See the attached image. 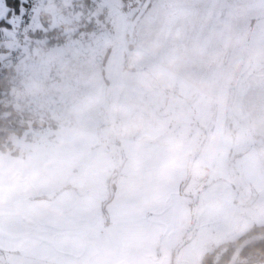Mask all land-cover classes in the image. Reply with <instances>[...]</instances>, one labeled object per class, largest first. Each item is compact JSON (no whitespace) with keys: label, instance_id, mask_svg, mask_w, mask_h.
<instances>
[{"label":"rangeland","instance_id":"rangeland-1","mask_svg":"<svg viewBox=\"0 0 264 264\" xmlns=\"http://www.w3.org/2000/svg\"><path fill=\"white\" fill-rule=\"evenodd\" d=\"M104 1L94 28L48 44L51 36L34 34L47 31L42 13L54 29L51 7L26 3L9 17L0 0V66L15 67V106L30 114L28 130L0 151V184L44 205L46 193L64 185L89 194L92 179L164 166V156L141 164L130 140L194 145L175 263L200 264L207 251L264 224V0H152L133 42L130 23L144 0ZM65 141L90 145L60 150ZM95 204L96 216L130 238L165 236L142 226L157 216L149 207L125 220L123 209L113 212L99 198ZM4 205L9 211L0 217L17 215L12 202ZM135 205L128 206L142 208Z\"/></svg>","mask_w":264,"mask_h":264},{"label":"crops","instance_id":"crops-1","mask_svg":"<svg viewBox=\"0 0 264 264\" xmlns=\"http://www.w3.org/2000/svg\"><path fill=\"white\" fill-rule=\"evenodd\" d=\"M69 144V141L62 142L60 150L71 147L85 149L90 145L80 141L77 145ZM129 147L137 150L141 164L146 159L153 161L155 158L158 159L156 163H161L159 158L164 156V166L149 170L141 166L124 179L116 171L108 181L106 178L102 181L92 179L95 191L89 194L79 195L76 188L72 191L64 185L46 193L44 205L35 199L22 198L21 195L25 194L23 190L16 187L4 189L0 184V211H9L4 202L10 201L11 211L17 213L11 219L0 217V264H20L24 263L23 260L27 264H176L175 249L185 226L188 202L183 192L192 172H188L187 164L190 160L194 161L196 147L175 144L157 146L132 140ZM152 152L155 154L152 155ZM58 153L61 156L65 152ZM166 153L172 156L167 157ZM126 165L125 160L122 165L124 170ZM117 180L122 184L121 189L116 184ZM107 191L109 193L105 197ZM10 193L20 197L7 198ZM94 198H99L100 204L104 202L105 206L112 204L113 212L117 211L116 208L123 209L125 220L131 218L134 209L150 213L146 208L149 207L157 216L151 220L147 218L142 226L149 225L164 231V238L159 234V239L147 235L133 239L123 231L109 228L104 215L100 219L94 214L98 206L94 205ZM129 203L142 208L128 206ZM123 205L127 206L126 211ZM107 216L111 221L112 214ZM172 226L175 227L171 235L168 230Z\"/></svg>","mask_w":264,"mask_h":264},{"label":"trees","instance_id":"trees-1","mask_svg":"<svg viewBox=\"0 0 264 264\" xmlns=\"http://www.w3.org/2000/svg\"><path fill=\"white\" fill-rule=\"evenodd\" d=\"M10 8L8 16L13 13L18 14L21 11L22 6L31 5L29 0H5ZM27 1V2H26ZM130 0H123L126 4ZM102 14H99V18ZM43 25L47 31L39 30L34 35L39 38H45L51 36L48 40V44H53L58 40H62L67 35L58 32L55 29H51L50 16L46 13H42ZM95 20L88 25L85 29H92L95 26ZM84 30V29H83ZM78 32L74 33L77 34ZM16 70L14 66H0V151H5L7 148L12 147L10 136L16 134L22 136V134L28 130V121L30 114L26 111H20L15 106V97L13 94L14 87L16 86ZM264 234V224L254 225L246 231V233L238 238L233 244H225L219 249L206 252L202 258L200 264H227L230 260L234 250L242 242L244 238L250 235ZM223 248L227 250L221 255L219 261H216V255ZM264 263V241H257L247 245L240 253L239 258L235 264H259Z\"/></svg>","mask_w":264,"mask_h":264},{"label":"built area","instance_id":"built-area-1","mask_svg":"<svg viewBox=\"0 0 264 264\" xmlns=\"http://www.w3.org/2000/svg\"><path fill=\"white\" fill-rule=\"evenodd\" d=\"M32 8L38 3L47 4L58 14L54 29L71 35L85 29L105 6L104 0H29Z\"/></svg>","mask_w":264,"mask_h":264},{"label":"water","instance_id":"water-1","mask_svg":"<svg viewBox=\"0 0 264 264\" xmlns=\"http://www.w3.org/2000/svg\"><path fill=\"white\" fill-rule=\"evenodd\" d=\"M152 0H144L143 4L141 5L139 11L137 12V14L135 15V17L133 18V20L130 23V27H129V37H130V41L133 42V33H134V29L137 25V23L140 21V19L144 16L145 12L147 11V9L149 8L150 4H151ZM191 164V163H190ZM113 194V192H111V195ZM255 197H253V199L251 200V202H253ZM194 200H197V197L194 198ZM257 241H264V234H255V235H250L247 236L246 238H244L242 240V242L238 245V247L234 250L230 260L228 261L227 264H235L237 259L240 256V253L242 252V250L249 244L257 242ZM182 246V245H181ZM226 251V249L221 250V252L218 254L216 261H219V255L223 254Z\"/></svg>","mask_w":264,"mask_h":264},{"label":"flooded vegetation","instance_id":"flooded-vegetation-1","mask_svg":"<svg viewBox=\"0 0 264 264\" xmlns=\"http://www.w3.org/2000/svg\"><path fill=\"white\" fill-rule=\"evenodd\" d=\"M223 249H226V248H223ZM223 249H222V250H223ZM226 250H227V249H226ZM220 252H221V251H219V252L217 253L216 258H217L218 254H219ZM221 255H222V254L219 255V258L221 257Z\"/></svg>","mask_w":264,"mask_h":264}]
</instances>
